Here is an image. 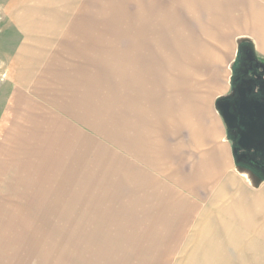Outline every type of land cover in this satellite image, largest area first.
<instances>
[{"label": "rangeland", "instance_id": "obj_1", "mask_svg": "<svg viewBox=\"0 0 264 264\" xmlns=\"http://www.w3.org/2000/svg\"><path fill=\"white\" fill-rule=\"evenodd\" d=\"M188 3L0 0V264H264L226 215L256 214L264 183L217 108L238 45L264 58L239 31L226 56L181 53L220 48Z\"/></svg>", "mask_w": 264, "mask_h": 264}, {"label": "crops", "instance_id": "obj_2", "mask_svg": "<svg viewBox=\"0 0 264 264\" xmlns=\"http://www.w3.org/2000/svg\"><path fill=\"white\" fill-rule=\"evenodd\" d=\"M257 0L253 1H247V0H194L196 2L198 11L195 12L194 15V5L193 3H188V7H190V13L192 16L197 19L199 22V32L201 33L204 38L219 39L218 45L219 49L209 48L204 44H200L199 41L197 42H190L192 45H199V47L202 45V50H200L199 47H196V49L192 48L191 44L187 43L184 46L183 52L184 55L188 56H195L199 57V60L202 61H210V59H213L212 57L216 56H222L226 54H229L230 50L232 49V42L233 40L230 39L229 42L227 40V36H233L232 34L235 33V31L243 32L242 35H248V37L253 40L254 47L256 53L264 58V3L256 2ZM221 23V24H220ZM227 29V30H224ZM203 30H208L206 32H203ZM214 32L213 34L211 33ZM210 32V33H209ZM197 36L196 34L193 35V37ZM238 36H235L234 39L236 40ZM224 38V39H221ZM188 39L185 38L184 41ZM225 41L226 44L222 45V41ZM186 43V42H185ZM204 45V46H203ZM236 47V44H235ZM223 48L225 50H223ZM199 49V50H198ZM197 50V51H196ZM203 51V52H202ZM197 52V53H196ZM236 52V49H235ZM235 52L233 54V57L228 60L229 64L233 62L235 58ZM192 53V54H191ZM231 54V53H230ZM198 55V56H197ZM201 56H209L210 58L202 59ZM193 60L197 61L196 58H193ZM228 64V65H229ZM231 65V64H230ZM226 85V86H225ZM224 86L220 85L221 89L218 93L220 94H226L230 90L229 82L227 80V84ZM156 121V120H155ZM225 131V130H224ZM228 144V143H227ZM229 150L231 149L230 144H228ZM230 159L232 167L234 168V161L232 158V150H230ZM221 173H217L215 177H219L217 180L220 184H224L223 186L226 188V190H233V183L228 175L225 174L223 171ZM227 179V182L225 181ZM243 180L247 183L249 181L243 177ZM264 183V182H262ZM250 184V183H249ZM258 198L253 199L252 201L258 205L256 214H241L239 213L238 216H232L234 215V212L237 210L238 212L241 210V206L239 204V201L233 199L231 207L226 209V215L233 218L234 222H238V218L240 219V223H244V233L243 237L245 238L244 241H248L250 243H264V229L263 230H256V220L257 218H264V193H260L258 195ZM240 198H244V194L239 195ZM232 210H235L234 212H231ZM225 211V210H224ZM236 219V220H235ZM233 232H227L228 241L233 240L234 236L233 234L229 235ZM249 234V235H248ZM246 235H248V239L246 238ZM225 240V239H224ZM226 240V241H227ZM241 240V239H240Z\"/></svg>", "mask_w": 264, "mask_h": 264}, {"label": "flooded vegetation", "instance_id": "obj_3", "mask_svg": "<svg viewBox=\"0 0 264 264\" xmlns=\"http://www.w3.org/2000/svg\"><path fill=\"white\" fill-rule=\"evenodd\" d=\"M259 63L253 61L251 59L246 61L239 62V68L237 69V74L234 77V81L232 84V89L234 88V92L232 90L229 94L226 95V101L229 102V110L235 114L236 119L234 120L232 126L227 128L229 136L231 137L232 142L234 143L233 147V156L240 159L241 161L249 160V162L253 163L254 160L249 158L251 155H254L253 158H256V161L250 165H240L244 168H247L256 174L255 168H262L264 165V156H260V152L264 153V147L261 146V140H255L253 144L248 147L242 148L238 146V139L240 137L241 132L244 130L243 121L247 120L248 117L244 116L239 118V102L241 99V95L238 93V88L244 89V97L246 99L257 100L261 103H264V77H262ZM235 149V152H234ZM235 153V155H234ZM258 166V167H257ZM258 171V170H257Z\"/></svg>", "mask_w": 264, "mask_h": 264}, {"label": "water", "instance_id": "obj_4", "mask_svg": "<svg viewBox=\"0 0 264 264\" xmlns=\"http://www.w3.org/2000/svg\"><path fill=\"white\" fill-rule=\"evenodd\" d=\"M233 92L234 88L232 89V93ZM238 93L241 95L238 105L239 118L241 119L244 115L248 117L247 120L243 121L245 128L241 132L238 139V146L245 148L253 144L255 140L262 139L264 137V103L257 100L246 99L244 97V89L238 88ZM229 106L230 105L229 102L226 101V97L217 102L218 111L227 128H230L236 119L235 114L229 110ZM238 161L239 159L235 157L236 164ZM260 183H262L260 177L253 175V184L257 185Z\"/></svg>", "mask_w": 264, "mask_h": 264}, {"label": "trees", "instance_id": "obj_5", "mask_svg": "<svg viewBox=\"0 0 264 264\" xmlns=\"http://www.w3.org/2000/svg\"><path fill=\"white\" fill-rule=\"evenodd\" d=\"M249 48H251L250 47V45H249V43H247L246 41H242L239 45H238V49H239V51L240 52H242V58H241V60L242 61H246V60H249L250 58H251V53H249V51L248 50H250ZM259 63V67H260V71H261V74L260 75H262V77H264V63L263 62H258ZM223 99H224V97H223ZM261 146H263L264 147V139L263 140H261ZM260 156H264V153H261L260 152ZM253 156L254 155H251L249 158H252L253 160H254V162L256 161V158H253ZM253 162V163H254ZM253 163H251V162H249V160H246L245 159V161L243 162V161H241L240 159H239V161L237 162V164L238 165H252ZM258 167V166H257ZM254 170H256L255 172H256V176H258V177H260V179L262 180V182H264V165H262V168L260 169V168H255ZM258 170V171H257Z\"/></svg>", "mask_w": 264, "mask_h": 264}, {"label": "bare ground", "instance_id": "obj_6", "mask_svg": "<svg viewBox=\"0 0 264 264\" xmlns=\"http://www.w3.org/2000/svg\"><path fill=\"white\" fill-rule=\"evenodd\" d=\"M220 24H221V23H220ZM224 30H227V29H224ZM214 32H215V31H214ZM214 32L211 31L212 34H213ZM209 33H210V32H209ZM176 36H177V34H176ZM178 41H179V39H178ZM185 42H186V43H189V42H188V39H187V41H185ZM189 44H191V43H189ZM191 45H192V44H191ZM175 46H176V45H175ZM191 47L194 48V49H196V47H199V45H192ZM220 47H221V46H220ZM199 48H200V50H202V48H203L202 45H201ZM198 50H199V49H198ZM196 51H197V50H196ZM202 52H203V51H202ZM196 53H197V52H196ZM191 54H192V53H191ZM197 56H198V55H197ZM200 58H202V59L204 60V59H206V58H210V57H209V56H201V55H200ZM216 58H217V57H216ZM169 63H170V62H169ZM174 66H175V65H174ZM180 72H181V71H180Z\"/></svg>", "mask_w": 264, "mask_h": 264}]
</instances>
